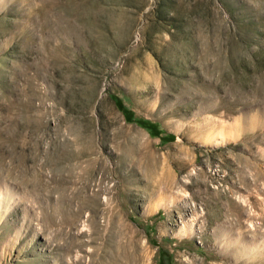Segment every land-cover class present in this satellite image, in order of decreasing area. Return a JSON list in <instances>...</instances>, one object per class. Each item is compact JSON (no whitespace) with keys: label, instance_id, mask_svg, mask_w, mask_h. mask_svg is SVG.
Wrapping results in <instances>:
<instances>
[{"label":"rangeland","instance_id":"rangeland-1","mask_svg":"<svg viewBox=\"0 0 264 264\" xmlns=\"http://www.w3.org/2000/svg\"><path fill=\"white\" fill-rule=\"evenodd\" d=\"M0 264H264V0H0Z\"/></svg>","mask_w":264,"mask_h":264}]
</instances>
